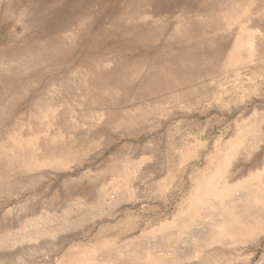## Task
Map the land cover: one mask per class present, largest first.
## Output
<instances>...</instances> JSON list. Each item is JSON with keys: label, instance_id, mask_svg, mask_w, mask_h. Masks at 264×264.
<instances>
[{"label": "rangeland", "instance_id": "obj_1", "mask_svg": "<svg viewBox=\"0 0 264 264\" xmlns=\"http://www.w3.org/2000/svg\"><path fill=\"white\" fill-rule=\"evenodd\" d=\"M0 264H264V0H0Z\"/></svg>", "mask_w": 264, "mask_h": 264}]
</instances>
